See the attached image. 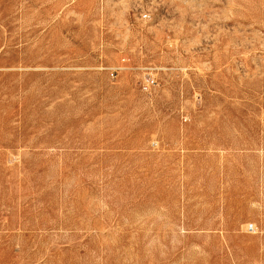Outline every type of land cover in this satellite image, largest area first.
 Returning a JSON list of instances; mask_svg holds the SVG:
<instances>
[{
    "label": "rangeland",
    "instance_id": "rangeland-1",
    "mask_svg": "<svg viewBox=\"0 0 264 264\" xmlns=\"http://www.w3.org/2000/svg\"><path fill=\"white\" fill-rule=\"evenodd\" d=\"M0 264H264V0H0Z\"/></svg>",
    "mask_w": 264,
    "mask_h": 264
},
{
    "label": "built area",
    "instance_id": "built-area-1",
    "mask_svg": "<svg viewBox=\"0 0 264 264\" xmlns=\"http://www.w3.org/2000/svg\"><path fill=\"white\" fill-rule=\"evenodd\" d=\"M152 83H154V80L152 81Z\"/></svg>",
    "mask_w": 264,
    "mask_h": 264
}]
</instances>
